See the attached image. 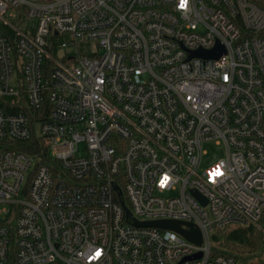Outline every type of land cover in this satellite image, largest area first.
<instances>
[{
    "label": "built area",
    "instance_id": "built-area-1",
    "mask_svg": "<svg viewBox=\"0 0 264 264\" xmlns=\"http://www.w3.org/2000/svg\"><path fill=\"white\" fill-rule=\"evenodd\" d=\"M178 4L0 0V264H240L214 237L264 219V0Z\"/></svg>",
    "mask_w": 264,
    "mask_h": 264
},
{
    "label": "trees",
    "instance_id": "trees-1",
    "mask_svg": "<svg viewBox=\"0 0 264 264\" xmlns=\"http://www.w3.org/2000/svg\"><path fill=\"white\" fill-rule=\"evenodd\" d=\"M40 144L38 138H33L19 147L30 153H39L42 150ZM214 242V254L234 256L240 264L264 259V219L249 226L231 225L219 229Z\"/></svg>",
    "mask_w": 264,
    "mask_h": 264
},
{
    "label": "water",
    "instance_id": "water-1",
    "mask_svg": "<svg viewBox=\"0 0 264 264\" xmlns=\"http://www.w3.org/2000/svg\"><path fill=\"white\" fill-rule=\"evenodd\" d=\"M226 52L225 48L223 45L218 43L213 49L210 50H205V49H197V50H190L189 51V58L192 57H201L204 59H216L219 58L222 54ZM194 193L201 199L203 197L196 191ZM204 200V199H203ZM127 214L131 215V212L127 209ZM136 224L138 225H145V226H152V227H158V228H163V229H171L174 231H177L184 235L187 239L190 241H193L197 244H202L203 242V237L201 230L199 229L198 226H196L193 223L189 222H183L179 220H171V219H162V220H151V221H139L136 220ZM189 226L191 230L185 229L183 226ZM202 255V252H198L194 254L193 256H190L186 259H192V258H200ZM184 259V260H186Z\"/></svg>",
    "mask_w": 264,
    "mask_h": 264
},
{
    "label": "rangeland",
    "instance_id": "rangeland-1",
    "mask_svg": "<svg viewBox=\"0 0 264 264\" xmlns=\"http://www.w3.org/2000/svg\"><path fill=\"white\" fill-rule=\"evenodd\" d=\"M86 146L84 143L80 144L81 154L85 152ZM205 154L203 155V164L202 167L205 168L214 162L224 159L226 157V149L223 143L218 142H209L206 143L203 147Z\"/></svg>",
    "mask_w": 264,
    "mask_h": 264
},
{
    "label": "clouds",
    "instance_id": "clouds-1",
    "mask_svg": "<svg viewBox=\"0 0 264 264\" xmlns=\"http://www.w3.org/2000/svg\"><path fill=\"white\" fill-rule=\"evenodd\" d=\"M190 0H179L178 9L182 11H186L189 7ZM224 175L223 169L221 165H217L213 170L208 173L209 183L215 185L217 183L218 178ZM170 176L168 174H164L162 178L158 181L157 186L161 190H165L169 184Z\"/></svg>",
    "mask_w": 264,
    "mask_h": 264
},
{
    "label": "snow or ice",
    "instance_id": "snow-or-ice-1",
    "mask_svg": "<svg viewBox=\"0 0 264 264\" xmlns=\"http://www.w3.org/2000/svg\"><path fill=\"white\" fill-rule=\"evenodd\" d=\"M97 255H99V253H97Z\"/></svg>",
    "mask_w": 264,
    "mask_h": 264
}]
</instances>
